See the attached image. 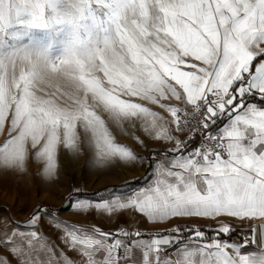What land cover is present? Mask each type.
Listing matches in <instances>:
<instances>
[{"label":"snow or ice","instance_id":"obj_1","mask_svg":"<svg viewBox=\"0 0 264 264\" xmlns=\"http://www.w3.org/2000/svg\"><path fill=\"white\" fill-rule=\"evenodd\" d=\"M2 133L0 169L56 179L61 150L147 165L143 186H73L61 207L164 225L0 217L17 264H264V0H0Z\"/></svg>","mask_w":264,"mask_h":264},{"label":"rangeland","instance_id":"obj_2","mask_svg":"<svg viewBox=\"0 0 264 264\" xmlns=\"http://www.w3.org/2000/svg\"><path fill=\"white\" fill-rule=\"evenodd\" d=\"M136 134L142 135L140 132ZM5 135L6 133L0 134V141L4 139ZM116 139L125 145H131L136 152L143 156L149 155L148 148L140 147L135 139L130 138L127 134L117 135ZM148 147L159 148L162 145L149 141ZM58 166L59 172L56 179L46 178L42 174L40 164L31 161L23 171L0 169V217L14 218L18 222H25L38 207L61 208L58 215L68 222L99 225L105 230H115L120 227H135L136 222L140 221L139 227L146 229L148 223H144L142 217L134 216L131 211H121L109 218L107 214L102 217L95 214L81 216L61 206L67 203L66 196L73 186L80 188L86 196L93 199L95 193L122 185L129 179L133 186H143L150 175L147 165L134 164L130 166L125 162L115 161L110 167L101 169L96 166L94 155L87 151H83L79 155H70L61 150L58 154ZM200 223L206 222L200 221ZM237 225V227L241 226L239 228L247 229L259 225V223L254 220ZM40 227L48 237H51L57 245L63 248L60 240L57 239L56 231L43 223ZM19 230L24 231L25 229ZM244 234L249 235L247 232ZM0 253L6 256L11 264H17L6 249L0 248ZM69 254L71 255V253Z\"/></svg>","mask_w":264,"mask_h":264},{"label":"crops","instance_id":"obj_3","mask_svg":"<svg viewBox=\"0 0 264 264\" xmlns=\"http://www.w3.org/2000/svg\"><path fill=\"white\" fill-rule=\"evenodd\" d=\"M255 221H257L258 223H260L259 220H255ZM237 226H238V225H237ZM129 227H133V226H129ZM162 227H164L163 224H158V225L148 224V226H146V229H151V228H162ZM239 227H241V226H239ZM173 255H174V254H173Z\"/></svg>","mask_w":264,"mask_h":264},{"label":"bare ground","instance_id":"obj_4","mask_svg":"<svg viewBox=\"0 0 264 264\" xmlns=\"http://www.w3.org/2000/svg\"><path fill=\"white\" fill-rule=\"evenodd\" d=\"M148 224H152V223H148Z\"/></svg>","mask_w":264,"mask_h":264}]
</instances>
